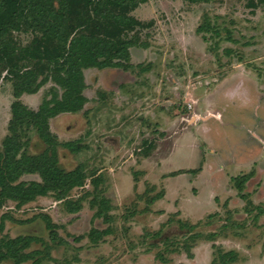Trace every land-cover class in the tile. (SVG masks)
Masks as SVG:
<instances>
[{
	"label": "rangeland",
	"instance_id": "obj_1",
	"mask_svg": "<svg viewBox=\"0 0 264 264\" xmlns=\"http://www.w3.org/2000/svg\"><path fill=\"white\" fill-rule=\"evenodd\" d=\"M131 14L145 26L130 33L124 67L85 69L83 107L49 120L77 148L59 147V163L82 166L84 186L62 199L5 202L4 236L43 240L30 246L40 261L23 264H264V2L147 0ZM32 34L15 36L27 44ZM51 89L59 98L48 80L18 99L37 111ZM16 99L3 76L0 144ZM29 138L30 153L44 149ZM238 171L250 174L242 192L230 180ZM94 193L110 201V221L95 215ZM189 228L195 239H184Z\"/></svg>",
	"mask_w": 264,
	"mask_h": 264
},
{
	"label": "trees",
	"instance_id": "obj_2",
	"mask_svg": "<svg viewBox=\"0 0 264 264\" xmlns=\"http://www.w3.org/2000/svg\"><path fill=\"white\" fill-rule=\"evenodd\" d=\"M146 2L0 0V81L3 76L9 78L17 98L11 105L8 133L0 144V208L7 201L20 206L48 194L57 199L66 198L73 189L84 186L89 176L82 166L65 170L59 163V147L74 153L77 148L72 142L59 141L50 130L49 120L83 107L86 101L82 92L85 69L124 67L130 57V47L136 45L129 37L130 33H136L145 26L131 13ZM27 30H32L34 34L27 44H21L15 33ZM48 80L61 90L59 98L51 89L54 96L43 101L37 111L29 109L18 99L23 93H36ZM29 133H36L43 143L41 152L30 153ZM32 174L38 175L40 181L21 180V177ZM249 178L250 174H244L234 179L240 191ZM90 183L92 187L96 184L97 189L95 179ZM241 198L245 199V194H241ZM67 204L72 205L71 211H76L80 202L68 201ZM91 207L97 208L95 215L104 222L112 219L110 201L101 194L94 193ZM255 207L258 211L262 210L260 206ZM5 217L0 216V264H23L29 259L36 263L40 261L35 256L41 251L30 249V246L38 242L42 244L43 240L32 236L5 237ZM46 228L52 230L47 218ZM108 230L96 231V236L97 233L106 234ZM188 232L191 233L190 228ZM191 238L195 239L191 234L184 239ZM167 239L162 238L161 243L168 245ZM190 253L187 255L191 256ZM163 256L161 252V259H164ZM219 256L224 257L225 254Z\"/></svg>",
	"mask_w": 264,
	"mask_h": 264
},
{
	"label": "crops",
	"instance_id": "obj_3",
	"mask_svg": "<svg viewBox=\"0 0 264 264\" xmlns=\"http://www.w3.org/2000/svg\"><path fill=\"white\" fill-rule=\"evenodd\" d=\"M256 116L259 117V115H256ZM259 118H260V117H259ZM251 132H253L252 135H253L254 137L257 136V135H256L257 132L255 131V129H254L253 131H251ZM254 134H255V135H254ZM258 139H259V138H258ZM209 167H210V165L207 167V170H208ZM233 168H234V167H233ZM233 168H231V171L233 170ZM228 169H229V168H228ZM207 170H206V171H207ZM191 171L193 172V171H195V169H192ZM206 171H205V172H206ZM239 171H240V170H239ZM239 171H238L237 174H236V173L233 174V176L230 178V180L233 179V181H234V179H235L236 177H240V176L244 175V174H240ZM249 173H250V172H249ZM211 174H212V173H211ZM239 174H240V175H239ZM246 174H248V173H246ZM212 175H214V174H212ZM230 189H231V188H230ZM229 191H230L229 189H226V190H225L226 193H229ZM193 199H194L195 202L197 201L195 197H194ZM197 199H198V198H197ZM208 215H209V214H208ZM200 218H202V217H200ZM200 218H199V219H200ZM184 219H185V218H184ZM184 219L181 218V219H178V220L184 223V221H183ZM197 221H198V220H197ZM197 221H196V222H197ZM189 225H195V224H194V223H190ZM180 253H181V252H180ZM190 254H191V256H193V252H191ZM187 256H188V255H187Z\"/></svg>",
	"mask_w": 264,
	"mask_h": 264
}]
</instances>
